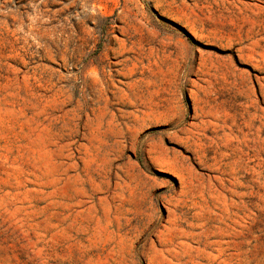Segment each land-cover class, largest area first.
Here are the masks:
<instances>
[{
	"label": "rangeland",
	"instance_id": "obj_1",
	"mask_svg": "<svg viewBox=\"0 0 264 264\" xmlns=\"http://www.w3.org/2000/svg\"><path fill=\"white\" fill-rule=\"evenodd\" d=\"M0 264H264V0H0Z\"/></svg>",
	"mask_w": 264,
	"mask_h": 264
}]
</instances>
